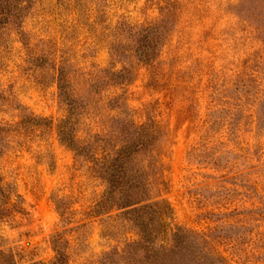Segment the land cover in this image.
Returning a JSON list of instances; mask_svg holds the SVG:
<instances>
[{
	"label": "rangeland",
	"instance_id": "374dc122",
	"mask_svg": "<svg viewBox=\"0 0 264 264\" xmlns=\"http://www.w3.org/2000/svg\"><path fill=\"white\" fill-rule=\"evenodd\" d=\"M8 2L15 17L0 25V123L10 130L0 181L11 195L0 249L16 264L48 262L51 236L78 226L80 262L108 249L101 217L88 215L104 185L58 127L69 119L85 144L115 116L161 125L154 192L175 224L204 233L227 264H264V42L246 19L250 2ZM61 71L77 100L70 110Z\"/></svg>",
	"mask_w": 264,
	"mask_h": 264
},
{
	"label": "trees",
	"instance_id": "16d2710c",
	"mask_svg": "<svg viewBox=\"0 0 264 264\" xmlns=\"http://www.w3.org/2000/svg\"><path fill=\"white\" fill-rule=\"evenodd\" d=\"M8 1L0 0V25L4 26L15 17L8 10ZM247 1L250 7L246 19L256 25L264 42V0ZM147 58L145 55L144 60ZM57 82L67 108H76L69 77L61 71ZM116 121L120 126H114ZM9 130L0 123V155ZM58 131L60 141L75 151L77 162L104 185L88 215L101 217L100 236L107 241L108 249L97 258L80 262L86 245L80 236L81 226L71 227L51 236L55 252L52 260L29 264H227L208 249L204 233L175 224L171 204L159 191L154 192L161 170L159 148L165 144L158 122L137 124L114 116L103 135L95 134L85 144L73 133L69 119L59 124ZM10 195L9 184L0 181V213L8 209ZM15 262L11 251L0 249V264Z\"/></svg>",
	"mask_w": 264,
	"mask_h": 264
}]
</instances>
